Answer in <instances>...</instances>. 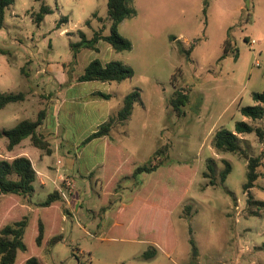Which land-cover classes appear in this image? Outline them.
Instances as JSON below:
<instances>
[{
	"label": "rangeland",
	"instance_id": "rangeland-1",
	"mask_svg": "<svg viewBox=\"0 0 264 264\" xmlns=\"http://www.w3.org/2000/svg\"><path fill=\"white\" fill-rule=\"evenodd\" d=\"M42 2L15 0L0 29V92H25L19 66L28 56H39L27 68L36 78L30 85L36 104L22 112L9 104L0 111V128L37 118L41 95L58 87L52 74H37L48 62L68 65L67 75L74 77L95 59L104 64L120 61L135 74L113 83L115 89L138 90L142 102L126 125L115 123L109 135L110 145L121 147L125 157L116 147L106 155L103 143L84 142L94 116L81 111L68 120L62 112V128L72 139L49 161L57 163L59 156L65 166L75 160L69 176H63L74 187L69 191L60 182L69 193L67 199L62 197L49 208L39 207L54 191L49 182L41 189L36 181L30 199L4 196L0 209L6 203L10 210L16 197L15 208L23 205L26 210H15L10 222L26 214L30 217L24 237L28 251L19 252L16 264L32 256L44 264H250L257 260L260 252L248 255L241 247L264 244V210L249 206L243 185L249 159L261 155L264 144L255 133L240 135L239 151L222 152L214 147V136L221 128L234 130L239 121L264 128V120L252 121L240 112L241 107L255 104L253 93L264 91V0H134V16L120 25V33L132 42L131 50L116 52L102 41L98 52L81 49L77 54L70 43L80 37L67 33L84 30L91 38L105 26L108 35V0H45L53 13L38 26L32 14ZM94 13L103 22L94 19L91 27L85 26ZM64 17L68 21L59 26ZM227 39L232 44L229 51L224 45ZM187 49H192L189 57ZM180 87L188 88L189 100L178 113L171 100ZM6 145L0 143V158L7 155ZM158 155L168 157L164 166L133 177L138 166ZM102 160L106 163L99 166ZM225 160L232 172L222 183L219 173ZM259 171L252 194L264 200V160ZM29 202L38 206L32 212L40 211L27 210L24 204ZM253 211L262 214L256 217ZM39 217L46 224L45 241L55 235L60 240L37 246ZM158 243L162 244L158 255L142 259Z\"/></svg>",
	"mask_w": 264,
	"mask_h": 264
},
{
	"label": "trees",
	"instance_id": "trees-1",
	"mask_svg": "<svg viewBox=\"0 0 264 264\" xmlns=\"http://www.w3.org/2000/svg\"><path fill=\"white\" fill-rule=\"evenodd\" d=\"M134 0H108V16L110 20V33L104 34V28L95 31L93 36L88 39L86 34L79 30L80 41L77 43H71L70 46L74 49L75 54L81 49H92L98 51V43L104 41L110 44V46L116 52H122L131 50L132 42L124 37L120 33V25L126 19L132 18L135 14L133 8ZM15 4V0H0V29L4 26V20L7 10L12 8ZM206 12V9H204ZM53 13V9L46 3H42L40 10L33 13V21L40 26L45 17ZM97 13L93 14V17H97ZM102 21V18H99ZM68 18L64 17L60 24L67 22ZM59 24V26H60ZM90 26V20L85 23ZM249 41L248 39H246ZM225 50L229 51L232 47L230 40H226ZM189 57L192 49L184 51ZM24 70V69H22ZM135 74L134 69L120 61H110L106 64L102 63L99 59L91 61L85 68L84 73L78 78L79 82L100 81L108 83H122L128 79H131ZM101 98L110 99V95L98 94ZM255 101L254 105L243 106L240 108L241 114L252 120L260 121L264 120V91L262 93L256 92L252 95ZM26 95L20 93H0V110L5 108L9 104L18 103L24 101ZM189 100V92L187 87H180L174 91V96L171 100L172 107L178 113L187 104ZM142 102L140 92L135 90L129 93L125 99L122 108L119 110L116 117H111L108 121L99 126L98 130L91 134L84 141L86 144L96 138L109 136L112 127L115 123H123L127 121L136 105ZM46 119V111L41 110L36 120L25 119L20 121L16 126L10 129L0 130V138L7 140V150L12 151L22 141L30 139L32 146L42 150L45 154L51 155V145L46 138L38 132L40 126ZM255 133L260 142L264 144V128L261 126L255 127L248 121L236 122L234 130H228L226 128L218 129L214 136V147L218 151L235 153L240 150V135H248ZM244 139V137H242ZM119 153H122L125 157V151L119 146H109L106 150V155L110 150L115 149ZM118 149V150H117ZM158 154H162V151H157ZM160 155L154 157L147 165L138 166L132 173L133 177H137L143 173H154L162 166L165 165L167 156L160 157ZM130 156V155H129ZM132 157V156H131ZM264 149L261 155L257 157H251L247 165V181L243 185V190L249 196V206L256 207L259 211L264 210V200H256L253 197L252 190L256 187L257 181L261 176L259 168L263 165ZM106 161V160H105ZM225 168L219 173L220 180L225 183L228 176L232 172V165L229 161L225 160ZM106 163V162H105ZM212 174H215V169L212 165H208ZM37 180V172L33 167L31 160L27 156H18L13 159L0 158V206L2 200L7 194H14L23 198H32L35 193L34 184ZM211 183L214 184L212 179ZM18 200L16 197L12 199V207L10 210L6 206L0 209V219H2L0 228V264H16L19 252L28 251V246L25 243L24 237L26 230L29 226L30 217L28 214L20 220L10 222V217L15 210L26 213V210L22 208V205L15 208L14 201ZM62 200V195L59 191L55 190L50 193L45 201L41 203L40 208H49L53 205H58V202ZM22 209V210H21ZM8 210V211H7ZM40 210H35L32 213H38ZM31 213V214H32ZM252 214L259 217L261 214L258 211H253ZM6 220V221H3ZM4 222V223H3ZM46 224L41 217L38 218V235L36 237V244L38 247L56 243L60 240V236H53L47 242L45 241ZM62 236V235H61ZM165 244V243H164ZM167 244V243H166ZM165 244V245H166ZM44 246V247H45ZM162 247L161 243L158 245L150 246L147 251L142 254V259L150 260L156 257L158 248ZM165 249H167L164 246ZM22 264H44L41 262L40 257L32 256L26 259Z\"/></svg>",
	"mask_w": 264,
	"mask_h": 264
},
{
	"label": "crops",
	"instance_id": "crops-1",
	"mask_svg": "<svg viewBox=\"0 0 264 264\" xmlns=\"http://www.w3.org/2000/svg\"><path fill=\"white\" fill-rule=\"evenodd\" d=\"M42 3H46L45 0H43ZM99 18H101L99 17V15L97 17L92 16V19H89L90 26H87L86 24L85 26L91 27L93 20L94 19L99 20ZM103 20L104 19L102 18V22ZM3 27L1 29H3ZM103 28H105V26H103ZM65 31L66 30L62 31L61 33H65ZM82 31L87 36V33L84 30ZM67 34L69 36H73V35L79 36V31L68 32ZM13 43H16V40ZM71 43H77V42H71ZM98 51H99V47H98ZM37 54L38 53L36 54L34 53L33 56L31 55L28 56V58L25 59V62L23 64H20L19 66L21 70V74L24 77L23 79L24 88L26 89L25 92L22 93L26 95V98L22 102L13 103L16 105L15 107L16 112H18L19 109L20 112H22L23 110H25V108L27 107L32 108L34 106V103L36 104L35 100H33L34 95H36V93H34L30 88L31 84L36 83V78L33 77L31 74H29L28 72L29 70L27 68L33 65L34 60L37 59L39 60V56ZM67 67L68 65L66 64L60 65V64H53L52 62H48L41 71H37V74H42V73L52 74L54 77L53 80H55V82L58 84V87L56 88L55 92L52 91V92H48L47 94H42L41 96L43 98L42 99L43 101L37 102V104L40 106L38 113L41 110L46 111V119L38 129V132L41 135H43L46 138V140L49 141L51 145V149L53 151L51 155L58 153V151L66 147L67 142L72 139L70 134L67 131H64L62 128V123L60 119L62 112L65 111L67 113L68 120H70L71 117L74 118L81 111L82 112L86 111V113L89 116H94L95 121L93 123V128L90 132L91 134H93L98 130L100 125L108 121L111 117H116L119 110L123 106L125 97L129 94L128 92H123V91L117 92L113 83L100 82V81L79 82L78 78L82 74L74 77L68 76ZM99 82L101 83V85L97 87L93 86L94 84H99ZM90 86H91V90H88ZM0 93H7V92H0ZM100 93L110 95V99L101 98L98 95ZM7 106L5 108H7ZM5 108H3L2 110H4ZM127 121L123 122L122 126H125ZM19 122L20 121H18L14 126H16ZM12 127L4 128L3 126H1L0 130L10 129ZM109 140H110L109 136H104L92 140L87 145L93 144L94 142L98 141L103 143L104 148L106 147L107 150L108 147L110 146ZM0 143L7 144V140L5 138H0ZM5 151L7 154L5 158L13 159L18 156H27L31 160L33 167L37 172L36 181H39L41 189L47 188L49 182L53 185L55 191L57 185L60 184L62 177L63 176L65 177L66 175L69 176L68 174L69 171L73 167H75V160H71V159L68 160L64 166L63 160L59 156L57 158V163L50 162L49 157H51V155H47L42 150L33 147L29 138L22 141L18 146L14 148V150L8 151L6 147ZM104 162L105 160H102V162L99 163V166L104 165ZM61 163L63 165H58ZM87 173H89V171ZM85 176H88V174H86ZM32 204L31 202H29L28 204H24V207L26 206L28 208L25 209L31 211V209L32 210L35 209L34 207L36 208L38 207ZM241 249L242 250L245 249L249 253L248 255L251 254L257 255V253L260 252L257 260L253 259L250 264H264V244L255 245L254 247H250L246 245V247H241Z\"/></svg>",
	"mask_w": 264,
	"mask_h": 264
},
{
	"label": "built area",
	"instance_id": "built-area-1",
	"mask_svg": "<svg viewBox=\"0 0 264 264\" xmlns=\"http://www.w3.org/2000/svg\"><path fill=\"white\" fill-rule=\"evenodd\" d=\"M61 182L65 183V186L68 188L69 191L73 190L74 185L71 181H66V179L62 177ZM56 190L61 193L63 198L67 199L69 193L67 190H65V187L63 185H57Z\"/></svg>",
	"mask_w": 264,
	"mask_h": 264
}]
</instances>
